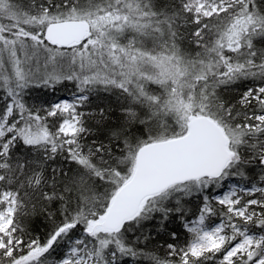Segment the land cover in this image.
<instances>
[{"label": "snow or ice", "instance_id": "snow-or-ice-1", "mask_svg": "<svg viewBox=\"0 0 264 264\" xmlns=\"http://www.w3.org/2000/svg\"><path fill=\"white\" fill-rule=\"evenodd\" d=\"M0 264H264V0H0Z\"/></svg>", "mask_w": 264, "mask_h": 264}, {"label": "trees", "instance_id": "trees-1", "mask_svg": "<svg viewBox=\"0 0 264 264\" xmlns=\"http://www.w3.org/2000/svg\"><path fill=\"white\" fill-rule=\"evenodd\" d=\"M59 95H64V94H67L66 92H61V93H58Z\"/></svg>", "mask_w": 264, "mask_h": 264}, {"label": "rangeland", "instance_id": "rangeland-1", "mask_svg": "<svg viewBox=\"0 0 264 264\" xmlns=\"http://www.w3.org/2000/svg\"><path fill=\"white\" fill-rule=\"evenodd\" d=\"M64 95H67V94H64Z\"/></svg>", "mask_w": 264, "mask_h": 264}]
</instances>
